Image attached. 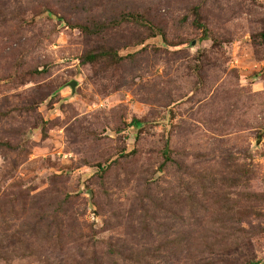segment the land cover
<instances>
[{"label":"rangeland","instance_id":"1","mask_svg":"<svg viewBox=\"0 0 264 264\" xmlns=\"http://www.w3.org/2000/svg\"><path fill=\"white\" fill-rule=\"evenodd\" d=\"M102 1L0 0V264H264V0Z\"/></svg>","mask_w":264,"mask_h":264},{"label":"trees","instance_id":"2","mask_svg":"<svg viewBox=\"0 0 264 264\" xmlns=\"http://www.w3.org/2000/svg\"><path fill=\"white\" fill-rule=\"evenodd\" d=\"M88 2L87 6H83L82 10L84 14L90 15V20L88 23H85L81 26L84 31H92L94 35L104 33L107 29L112 30L113 28H117L122 26L123 23H131L134 21L136 23L144 22L148 23L149 26L153 25V19L149 18L148 20L142 17V14L138 12L130 10H126L128 7H124L123 2H103L102 0H86ZM200 8L199 6H194L192 8L191 13L194 14L195 20L194 23L197 27L205 28V25L200 21ZM60 21L64 20V17H59ZM103 50L95 52V51H86L85 55L82 57L83 61L86 63H94L96 61L104 60L111 58L116 59V63L120 61V57L118 59L117 49L110 48L108 46L102 47ZM106 63V62H105ZM108 63V62H107ZM134 124L140 123L135 120ZM168 151L166 150L167 153ZM51 207L49 208V206ZM47 208L52 212L49 215L58 216V212L61 211L60 205L57 204V201H51L46 204ZM53 206V207H52Z\"/></svg>","mask_w":264,"mask_h":264},{"label":"water","instance_id":"3","mask_svg":"<svg viewBox=\"0 0 264 264\" xmlns=\"http://www.w3.org/2000/svg\"><path fill=\"white\" fill-rule=\"evenodd\" d=\"M71 86H72V89H74V86H75V84H74V83H72V84H71Z\"/></svg>","mask_w":264,"mask_h":264}]
</instances>
